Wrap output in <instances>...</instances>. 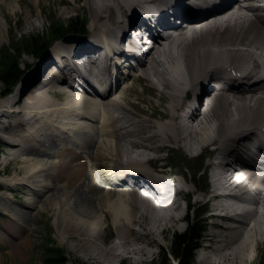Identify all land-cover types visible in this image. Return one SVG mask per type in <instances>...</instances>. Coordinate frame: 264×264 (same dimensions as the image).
<instances>
[{
    "label": "bare ground",
    "instance_id": "6f19581e",
    "mask_svg": "<svg viewBox=\"0 0 264 264\" xmlns=\"http://www.w3.org/2000/svg\"><path fill=\"white\" fill-rule=\"evenodd\" d=\"M41 1L31 0L38 8H40ZM154 2L163 6L169 4L166 0H87L93 18L89 27L95 30L94 32L89 30L90 39L94 42L92 46H85L81 41L74 43L59 41L56 45L55 51L64 57L71 53H82L89 56L87 58L89 76H83L82 81L87 83L92 99L86 100V97L79 95L75 90L76 85L62 73L57 74V70L51 73L53 77L51 76V81L46 85H31L34 87L24 94L23 91L27 85H23V88L21 86L29 78L27 76L20 83L17 92L12 93L15 88L6 95L7 98L1 97L4 100L0 101V117L8 119V133L4 138V143L9 148L15 147L13 156L20 155V161L25 163L23 167L25 181L37 176V173L40 172L42 174H38V176H45L43 179L47 177L49 180L39 184V189H32L31 195L37 198L46 193L45 198L41 201L44 210H48V207L55 209L57 206L59 212L56 223L59 225L63 239L66 235L68 238L77 235L83 237L81 240L84 244L93 245V238L97 240L100 238V220L92 209L93 206L99 211L103 208L111 211V222L115 220V227L118 228L119 237L122 239L126 238V232L132 230V224L137 222L139 226L135 231L137 238L141 239L143 243V239H150L145 242L146 246L152 244L151 242H156L153 235L155 227L159 224L157 223L159 217L151 218L153 225L146 227L143 220L145 214L137 213L136 197H127L128 200H125L126 196H119L103 189L98 191L99 197L96 201L87 196L84 187L89 193L94 188H100L89 182L92 174L87 172V162L92 159L87 151L77 153L68 147L66 145L68 141L63 139V135L67 131L76 135L87 134L88 131L83 120L98 122L100 127H93L89 131L85 148L87 150V148L90 149V146H94V161L99 165H108V169L99 171L121 173L124 170L116 165L122 163H125L126 166H143L136 157L127 154L122 156L119 146L120 141L128 134L133 133L139 125L132 122L130 118L125 120L123 116L115 115L110 111L111 107L116 111L123 109L118 99H126V94L123 92L133 89V85H126L128 87L118 92L113 100H109V95H112L115 89L113 85L124 82L122 79L129 77L117 74L116 79H113L114 83H112L110 66L113 72L114 69L117 71L120 67L124 68L125 66H121L122 64L113 66V63L106 59L104 51L95 50L93 47L96 46L95 41L108 38L111 40L108 50L114 51L116 49L115 40L119 33L124 34L127 27L125 20L121 18L125 12H131L127 19L132 18L137 8L143 3ZM215 2H219V8L199 16H191L189 7L181 8L180 14L189 18L191 22L188 26L179 28L177 33L190 30L178 33L173 40L166 38L156 41L155 47L140 58L134 72L140 70L148 80L154 76L152 87L159 91L165 87L169 88V91L164 89L166 94L163 95L169 101V109L175 113L167 119L169 121L179 119V123L175 125L164 121L156 128L154 127L153 135L159 140V146L164 148L167 146L165 143L170 142L173 146L180 144L199 149L217 141L216 143L222 147L220 154L245 160L248 155L256 157L259 152L263 153L262 151H264L263 141L261 138L259 139V136L264 137V13L262 8L255 4V0H233L226 7L224 0H203L192 4L201 9L209 8ZM246 2H250L252 6L248 4L247 7ZM238 6H242L243 9L235 10ZM2 7L3 3L0 0V9ZM13 9L14 7L11 11ZM223 14L227 15L224 18L219 17ZM114 21L117 22L115 27L111 24ZM163 41L166 44L160 46ZM75 44L79 45L73 52L71 48ZM163 49H165L164 52ZM79 50L86 52L79 53ZM160 52L162 53L160 54ZM245 63L252 66L246 67ZM43 66L42 64L37 67L38 70L34 71V75L40 73ZM232 70L243 72L247 76L253 75L257 82L247 89L231 87L228 90H223L209 108L206 107L204 114L198 117L193 116L191 110L195 109L194 106L199 95L206 91L209 79L217 78L223 84L224 81L230 80L227 71ZM139 79L140 76L137 77V80ZM84 87L86 88V86ZM82 90L85 91L83 88ZM230 93L236 94V96L230 95ZM71 115H73V121L68 123ZM27 116H33L34 119L29 121ZM191 125L193 128H190ZM49 129H52L53 133L45 131ZM163 132L168 134L170 139L167 135H163L165 140L162 141ZM99 134L105 137L102 142L97 140ZM153 135L148 140H151ZM35 137H40L44 148L22 144L24 139ZM146 146L149 145L146 144ZM83 159H85V163H81L80 160ZM10 161L15 160L10 159ZM224 167L228 172L229 166L225 165ZM2 180L0 182H4ZM33 181L41 180L33 179ZM23 183L25 182L21 180L6 181V184L12 185H22ZM55 183H60V186ZM22 186L27 187L26 190L29 189L26 183ZM177 187L179 190L182 189L181 186ZM208 189L211 192L222 191L226 189V186L221 183L216 188L208 186ZM18 197L16 196V202H22ZM159 198L161 203L164 202V199L169 200V192L162 193ZM210 200H217L215 211H218L213 212L208 209V213L203 218L207 225L216 229L207 234L208 242L206 240L205 248L208 249V243H216V245L218 243V245L210 251L209 256L204 257V264H240L251 261L255 251L264 247V188L256 198L245 202L246 207L242 205L244 200L234 193L212 194ZM36 203L34 198L27 202L26 208L30 209ZM65 204L71 205L77 215L72 214L65 207L63 208ZM164 205L166 203L160 208H163ZM257 205L260 210L262 209L259 215H257ZM153 207L156 209L155 205ZM21 212V214L20 212L16 213L15 220L27 219L23 215L27 211L21 210ZM170 213V211L167 212L168 215ZM102 215L104 218H108V214ZM17 221L9 218L8 221L2 223L0 229L8 237L11 246L9 252L13 259L16 262H21L23 260L22 251L27 248L30 238L29 235H27L28 238H25L26 234H23L22 231L24 228ZM179 221L180 219L173 220V223ZM130 252L140 256L150 254L147 248L141 246L130 250ZM104 255L106 257V254Z\"/></svg>",
    "mask_w": 264,
    "mask_h": 264
},
{
    "label": "rangeland",
    "instance_id": "374dc122",
    "mask_svg": "<svg viewBox=\"0 0 264 264\" xmlns=\"http://www.w3.org/2000/svg\"><path fill=\"white\" fill-rule=\"evenodd\" d=\"M2 3L3 7L2 9H0V70L7 60H10L9 62H12L13 60L16 61L17 64H19L18 69H24V65H29L30 69L27 71L26 76L24 75L25 77H23L25 79L29 75V78L21 86V88H23V85H27L26 89L23 91L24 94L27 93L29 89L37 85L35 84L31 87V85L34 84V80L36 77V75H34V70L37 68V65H40L41 63V60L23 52L24 46L26 42L30 40V38L34 37L41 43H48L47 40L50 38V34L47 33L48 30H58V32H62L67 28L68 24L74 20H77L81 26L78 31L81 30L85 32L86 37L90 36L89 30L93 32L95 31L89 27L90 23L93 21V18L91 12L89 11L87 0H78L76 2L74 0H42L40 3V8H38L33 2H31V0H2ZM11 6L14 7L13 11H11ZM241 8L242 6H238L235 10ZM113 12L115 13L114 10ZM129 13L131 12H125V14L121 18L126 21ZM84 22L86 24L85 28L83 26ZM116 23L117 22L114 21L111 24L114 25L113 27H115ZM188 30L190 29L183 31ZM81 31L79 33H81ZM76 35L81 34H78L77 32L75 33V35L71 36ZM95 36L96 34L94 33V37ZM164 44H166L165 41H163L160 46H163ZM55 45H57V42L52 45L54 49L52 47L49 49V53H52V50H56ZM11 48H16L17 54L16 52L14 54L13 52L12 54H10L9 49ZM28 51H30L29 53H32L31 49ZM164 51L165 49H163V52ZM161 53L162 52H160V54ZM37 70L38 69H36L35 71L37 72ZM120 70L121 74L123 71H125V76H127V73L130 71L128 68ZM129 75H131L129 76V78L122 79V81L124 82L113 85L115 88L113 94L109 95L110 98L108 97L109 100H113L114 96H116L118 92H120L123 88L128 87L131 84L133 85V89H128L123 92L124 94H126V99H118V102L121 103L123 109H119L116 111V109L111 107L110 110L113 114L123 116L125 120L130 118L132 122L139 125V127L135 131H133V133L128 134L120 141L119 146L122 156H125V154H127L128 156L136 157L139 163L143 165L142 167L145 168L147 173L153 175L162 174L168 176L175 185L181 186V188L182 186L187 188L189 194L194 191V189L190 185V180L191 182L194 181L193 183L198 188H202L204 184L208 185V173L206 172L203 176L199 177V174L195 172L196 166L201 162V172L204 166H206V168L210 167L208 159L201 161V156L196 157L195 155L198 150L205 149L206 147L195 149L190 146L176 144V146H164L163 148V146L158 145L159 140L157 139V137H155V135H153L154 127L156 128L157 125L164 122L161 121L155 124L154 118H158V116L160 115L161 119H167L171 118L172 114L175 113L172 112L171 109H169V101L166 96L163 95L166 94V92L164 93V89H167V91H169V88L165 87L161 91H159L157 90V88L152 87V80H155V77L152 76L151 80H148L147 78H145V76H143L140 70L135 72L133 76L131 73ZM138 76H140L139 80H137ZM16 86L13 87L10 91L14 90ZM19 88L20 86L16 88L12 93L14 94L15 92H17ZM2 90L3 87L0 83V92H2ZM78 91L79 93H81L80 95L83 94L82 89L81 91L80 89ZM86 93L87 94H83L82 96L86 97L88 100L92 98V96L88 94V92ZM230 95L236 96V94L233 93H230ZM2 100L4 99H1L0 101ZM82 122L87 126V130H89L91 125L100 127V123L98 122H89L86 120H83ZM190 128H193V126L191 125ZM151 135H153L151 140H148ZM163 135H167V137L169 138L168 134H165L163 132L162 141L165 140V136ZM86 138L87 134L76 135L72 132L63 135V139L70 140L71 143L74 140H80V144H83L84 147L87 146ZM104 138L105 137L103 136H98L97 140L102 142V139ZM133 141L135 144L132 143ZM136 142L144 144H138ZM71 143L66 142V145L71 147V149L76 147L75 144ZM110 143L112 144V142ZM146 144L149 146L147 147ZM208 145H210V143ZM14 148L4 147V150H1L0 153V180L3 179L2 181H4L0 182V226L2 225V223L8 221L9 218H11L13 221H17L15 220L17 212H20L21 214V210L27 211L26 214L23 213V215H25L27 219L23 221L18 220L17 222L20 223V226L24 228L22 231L23 234H26L25 238H28L27 235H29L30 241L29 243H27V248L22 251L23 260L21 262H16L13 259L11 252H9L11 251V246L9 244L8 237L6 236V234L4 235L2 229H0V264H48L47 254L43 252L44 246L51 249L61 250L64 253V257L66 259L65 264H163L164 255L171 261L170 264L173 263L172 258L167 255L168 242L166 240V237L171 236V234L173 233H182L186 230L187 225L183 224L180 221V223L178 222L173 224H165L163 226L158 224V226L155 227L153 235V239L155 238L154 241L156 242H151L152 244L146 246L147 244H145V242L149 241L150 239H143V243L141 242V239L137 238V235L135 233V231H137V229L139 228L137 222H134L132 224V230L126 232V238L122 239L121 237H119L118 228L115 227V220L111 222V211L107 208H103L101 209L102 211H99L96 207L94 208L92 206V209L96 212L97 218H99L100 220V238L98 240L93 238V245L84 244L81 240L83 237H79L77 235L73 238H68L66 235L63 239V237H61L59 225L56 223V218L59 212L57 206L55 207V209H50L48 207V210H44L42 209L44 208V206L42 205L41 201L45 198L44 196L46 195V193L43 196L41 195L37 198L31 195L32 189H39V184L47 182V177L46 179H43L45 176H38V174H42L40 172L37 173V176H34L25 181L26 177L23 170L25 163L20 161V155H18V157L13 156L14 154L12 153L14 152ZM172 149L182 154L185 159L175 164V167L173 169H161L163 166L168 164V160L166 159V157H168L167 154L170 155V157H174V155H172V152L169 153ZM80 150L81 149H75V151ZM82 150L85 151V148H83ZM87 150H89V152L91 150L92 153H89V155L93 160L92 165L87 166V172L90 173L95 169L109 168L106 164L99 165L96 161L94 162V146H90V149L87 148ZM9 152H11L10 155H8ZM178 153H175V156H177ZM141 156L144 157L142 158ZM138 157L142 158V160H139ZM195 158H197L198 160H196ZM10 159H14L15 161H10ZM33 179L41 181L37 182L33 181ZM183 179L187 181V183H185ZM8 180L13 182L18 180L24 181L29 186V189L26 190L27 187L22 186L25 185V183H23L22 185L6 184V181ZM59 184L60 183H57L56 185L58 186ZM84 189L87 193V196L89 198H92V200L94 201H96V199L99 197L98 191H102L101 188H94L89 193L87 192L86 187H84ZM19 195L20 197H18ZM16 196L22 202H16ZM34 198L37 201L35 206L32 205L30 209L26 208L27 202L33 200ZM124 199L128 200L127 198ZM201 202L202 201L200 200L199 195L192 196L191 204L192 206H194L195 210L193 211V213H188V215L193 223H196L198 227H201L204 230L201 233V239L199 242L200 244L205 245L209 229L207 228L208 225L206 224V221L203 220L204 216L206 215V206L204 207L203 205H201ZM64 207L68 209L72 214L77 215L71 205L65 204L63 205V208ZM104 213L108 214V218H104V216L102 215ZM153 217H151L149 214L143 216L144 224L146 227H151L153 225L151 223V218ZM150 237L152 238V236ZM209 245L211 247H214L215 243H210ZM139 246L147 248L150 254L148 253L146 255L140 256L138 254L130 252V250H133L134 248H137ZM104 254H106V257ZM199 259L201 258L197 256L196 259H194V264H204V262L201 263ZM259 262L264 263V247L259 248V250L255 251V255L253 256V259L251 261H248L246 263L242 262L240 264H256Z\"/></svg>",
    "mask_w": 264,
    "mask_h": 264
},
{
    "label": "trees",
    "instance_id": "16d2710c",
    "mask_svg": "<svg viewBox=\"0 0 264 264\" xmlns=\"http://www.w3.org/2000/svg\"><path fill=\"white\" fill-rule=\"evenodd\" d=\"M66 26V25H65ZM67 32H77L81 26L77 20L72 21L67 26ZM64 31V30H63ZM53 34H61L63 32H58V30H52ZM31 49L32 54L36 55L39 58H42L47 50L48 47L44 44L39 42L38 39L34 37L30 38L29 41L26 42L24 46L23 52L28 53ZM13 54L16 52V48L9 49V53ZM15 54V55H16ZM20 54V52H19ZM10 60L5 61L3 66L0 70V82L6 87L9 88L13 86L20 78V74L22 73L18 69V64L16 61L9 62ZM171 161L177 162V159L180 158L170 157ZM201 229L197 226L196 223L189 224L187 230L183 233H173L171 236L166 237L168 242V254L170 258H172V264H194V254L193 251L195 250L196 246L198 245V239L200 235ZM43 252L47 254L48 264H65L66 259L64 257V253L59 249H51L44 246ZM171 261L167 259V257H163V264H170ZM256 264H264L256 263Z\"/></svg>",
    "mask_w": 264,
    "mask_h": 264
}]
</instances>
